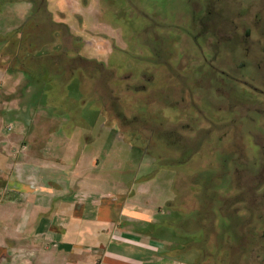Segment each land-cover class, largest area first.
Returning a JSON list of instances; mask_svg holds the SVG:
<instances>
[{
  "label": "rangeland",
  "instance_id": "1",
  "mask_svg": "<svg viewBox=\"0 0 264 264\" xmlns=\"http://www.w3.org/2000/svg\"><path fill=\"white\" fill-rule=\"evenodd\" d=\"M188 1L75 0L81 11L91 7V29L79 39L57 30L49 16H37L29 30L40 25L33 39L45 40L52 51L46 60L33 55L23 66L44 78L20 80L15 93L0 87V127L23 113L14 104L37 107L35 137L62 122L74 138L91 123L94 185L125 190L122 200L130 206L122 204L117 213L134 219L132 229L145 235L144 244L168 248L186 264H235L238 239L222 234L220 208L222 201L227 208L243 205V180L251 177L258 185L255 202L264 201V175L245 167L255 159L235 152V141L251 146L248 118L264 108V95L250 89L247 79L229 78L225 73L235 71L237 62L214 61L205 37L189 31L199 5ZM79 17L80 24L87 21ZM73 82L77 88L69 89ZM30 83L38 88L24 94ZM40 86L57 92L40 94ZM21 141L19 153L28 145Z\"/></svg>",
  "mask_w": 264,
  "mask_h": 264
},
{
  "label": "crops",
  "instance_id": "2",
  "mask_svg": "<svg viewBox=\"0 0 264 264\" xmlns=\"http://www.w3.org/2000/svg\"><path fill=\"white\" fill-rule=\"evenodd\" d=\"M74 1L0 0L1 88L15 93L20 80L34 76L23 63L33 55L46 60L49 44L33 39L40 25L29 30L37 16L40 21L49 16L57 30L78 39L80 32L91 29L90 5L81 11ZM79 15H86L87 21L80 24ZM72 87L77 88V82ZM36 88L25 84L24 94ZM39 89L40 94H50V87ZM16 105L14 109L23 113L11 115L5 121L7 129L0 127V264H186L168 248L144 244L145 235L132 229L134 219L117 213L122 204L130 206L122 200L123 188H96L91 123L77 138L64 133L62 122L48 124L47 131L35 137L37 107ZM20 138L28 144L21 154Z\"/></svg>",
  "mask_w": 264,
  "mask_h": 264
},
{
  "label": "flooded vegetation",
  "instance_id": "3",
  "mask_svg": "<svg viewBox=\"0 0 264 264\" xmlns=\"http://www.w3.org/2000/svg\"><path fill=\"white\" fill-rule=\"evenodd\" d=\"M189 2L199 5L198 9L194 8L191 12L189 31L198 30L205 37L214 48L211 56L214 61L226 58L237 62L235 71H224L229 78L247 79L244 82L250 89L264 95V0H189L188 4ZM168 33L172 39L178 35L175 28ZM255 109L257 111L253 110L248 118L250 128L247 137L251 146H248V150L235 141V152L238 158L249 154V159L255 161L248 162L246 169L253 171V175H264V108ZM241 132L242 129L238 128L237 140ZM252 178L243 180L242 185L248 186L247 193L244 192L245 198H248L242 199H245L243 205L236 202L229 205L231 208H227L222 201L220 208L222 234L229 231L231 236L238 239V255L233 261L235 264H238L241 256L243 264H264V201L255 202L254 190L258 185ZM225 218L229 219V224L224 223Z\"/></svg>",
  "mask_w": 264,
  "mask_h": 264
}]
</instances>
